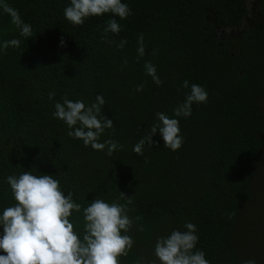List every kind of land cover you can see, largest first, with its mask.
Segmentation results:
<instances>
[{"label":"trees","instance_id":"1","mask_svg":"<svg viewBox=\"0 0 264 264\" xmlns=\"http://www.w3.org/2000/svg\"><path fill=\"white\" fill-rule=\"evenodd\" d=\"M121 2L131 10L127 18L106 13L73 25L64 16L70 0H0L32 29L21 36L0 7V45L21 41L0 50V215L16 203L8 176L48 174L81 205L68 218L81 239L83 208L130 197L133 223L122 234L134 243L120 264H160L157 238L187 231L188 222L198 236L193 251L210 264H264V0ZM110 19L121 30L105 36ZM193 84L207 101L175 116ZM99 94L114 130L98 142L122 145L110 156L70 137L53 115L63 97L90 106ZM157 112L179 121L182 146L170 150L157 132L137 156L133 146L158 122Z\"/></svg>","mask_w":264,"mask_h":264},{"label":"clouds","instance_id":"2","mask_svg":"<svg viewBox=\"0 0 264 264\" xmlns=\"http://www.w3.org/2000/svg\"><path fill=\"white\" fill-rule=\"evenodd\" d=\"M0 7L10 15L12 23L20 29L21 36H32L31 26L21 20L17 10L7 4ZM106 13L124 19L131 14V10L121 0H70V5L64 9L65 18L73 25H82L86 18ZM120 30L121 26L115 19L108 20L103 29L105 36L108 33L118 34ZM138 40V56H143V34ZM20 43L18 39L4 41L0 50H6L9 46L19 47ZM124 43L122 40L118 47H123ZM61 44H64L63 39ZM144 67L146 74L160 86L163 81L157 76L155 66L145 62ZM183 86L188 87V82L184 81ZM142 89L143 85H139L136 90ZM54 95L49 93V99ZM207 96L202 86L191 85L185 101L174 109L175 116H190L191 105L206 102ZM95 99V103L86 106L82 101L73 102L63 97V103L55 104L53 115L72 129L68 132L70 137L82 140L84 146L90 145L97 151L107 148V155L110 156L122 145L114 140L98 142L105 129L114 130V124L112 119L101 115L105 104L103 96L96 95ZM156 117L158 122L133 146L137 156H143L146 144L151 146L155 143L152 137L157 132L164 146L170 150L176 151L182 146L179 121L162 112H157ZM7 182L16 203L5 208L0 215V226L3 228L0 250L5 253L0 255V264H120L119 257L127 256L134 243L131 236L122 234L127 233L133 223L128 215L130 209L127 205L132 202L130 197L126 204H109L102 199H95L83 208L85 223L81 239L68 219L73 210L81 211V205L72 200L71 191L64 194L58 180L48 174L36 176L24 172L19 177L8 176ZM124 198L122 192L121 199ZM184 227L187 231L173 230L170 235L157 238L154 255L160 264H210L203 251H193L198 241L196 226L188 222ZM243 264L256 262L249 259Z\"/></svg>","mask_w":264,"mask_h":264}]
</instances>
